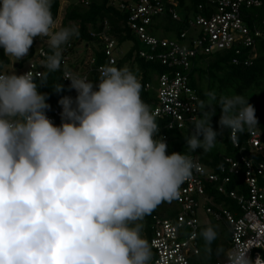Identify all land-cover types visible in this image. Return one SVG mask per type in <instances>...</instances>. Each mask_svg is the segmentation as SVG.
Here are the masks:
<instances>
[{"label": "clouds", "instance_id": "9594fccd", "mask_svg": "<svg viewBox=\"0 0 264 264\" xmlns=\"http://www.w3.org/2000/svg\"><path fill=\"white\" fill-rule=\"evenodd\" d=\"M51 7L52 0H0L4 55L22 60L35 38H46L53 50L40 62L47 72L39 84L29 71L0 73V264H151L142 221L178 199L199 165L186 153H167L142 85L127 68L102 66L97 82L66 71L77 95L59 99V125L47 116V94L38 87L61 69L62 46L79 36L77 25L57 26ZM214 105L221 110L219 132L211 123ZM198 109L184 138L190 152L210 151L224 129L235 143L258 124L241 95ZM199 236L212 255L216 228ZM250 249L217 246L215 254L226 264H260Z\"/></svg>", "mask_w": 264, "mask_h": 264}, {"label": "built area", "instance_id": "2783aa9c", "mask_svg": "<svg viewBox=\"0 0 264 264\" xmlns=\"http://www.w3.org/2000/svg\"><path fill=\"white\" fill-rule=\"evenodd\" d=\"M120 8H126L128 14L126 24L134 36L140 38L149 48L147 51L139 50L138 54L145 60L158 59L161 64L168 67V71L152 77L142 85L143 91L153 90L156 103L151 107L157 118H164V128L193 130L191 118L198 116V96L189 86L188 71L190 59L198 53H212L233 49L240 54L242 47L252 46L254 37L264 36V30H253L243 22L242 8L259 6L260 0H203L197 3L198 10L207 12L206 15H195L188 20V28L193 32L182 31L175 39L163 35H153L148 29L152 17L162 14L165 2L177 5V0H112ZM172 18L178 19L175 10L170 11ZM103 30L98 34L103 39V51L106 56L105 64H98L94 71L100 77V69L105 65H115V39L109 36L107 21L103 22ZM159 31H163L162 28ZM181 39V40H180ZM70 44H67L69 47ZM47 56L46 51L40 48L37 53L24 65L19 67L16 74L31 72L33 77L41 75V60ZM248 57V56H247ZM244 58L242 64L248 65L250 57ZM69 58L64 56L61 60L62 77L70 72L80 77H87V72H77L67 69ZM93 64L94 58L89 57L86 63ZM233 64H239L236 56L231 59ZM18 67L17 65H14ZM7 72V73H11ZM5 73V71H0ZM64 80H67L63 77ZM156 85V86H155ZM77 95L73 89V98ZM195 109V110H193ZM62 107L56 106L47 110V116L56 124L61 123L60 113ZM247 134L245 143L233 142L237 148L236 157L226 156L219 165L217 172L204 167L198 160L200 171L193 170V175L185 181L180 188V196L173 200L179 205L177 214L172 218H162L153 215L151 225L150 244L153 249L151 264H190V256L197 254V227L200 224L198 214H210L215 219L223 221L230 235L229 245L225 251L241 245L251 246L248 255L253 259L259 257L260 264H264V141L262 133L255 129L245 130ZM164 139V136H162ZM249 149L252 155L259 154L262 159L255 160L246 153ZM243 172L245 192L226 190L225 185L230 182L232 175ZM233 200L231 210L222 202L214 204L213 195L205 192L206 184ZM207 204L213 207H209ZM234 210H236L234 212ZM216 264H226L225 257L220 258Z\"/></svg>", "mask_w": 264, "mask_h": 264}, {"label": "trees", "instance_id": "16d2710c", "mask_svg": "<svg viewBox=\"0 0 264 264\" xmlns=\"http://www.w3.org/2000/svg\"><path fill=\"white\" fill-rule=\"evenodd\" d=\"M203 0H177V5L173 3L165 2V10L162 14L152 17L151 24L148 26L150 32L154 35L155 31H159L160 28L163 31L170 33L172 36L169 38L175 39L182 31H188V36H191L193 32H190L188 28V20L195 15H206L207 12L198 10L197 3ZM259 6H250L248 8H242L243 22L253 30L259 28L264 30V0H260ZM60 9V0H52L51 12L54 20L58 21ZM61 10V9H60ZM175 10L178 19H174L171 16L170 11ZM63 15L61 17L58 27L77 25L79 28V36L71 38L65 45L62 46L61 60L64 56L69 58L67 62V69H71L77 72H87L89 79L93 82L99 80V76L94 71V68L98 64H105L106 56L103 51V39L98 34L103 30V22L107 21L109 29L107 33L115 39V51L118 52L116 56L117 62L114 66L117 68H127L133 72L141 85L146 81H152V76L157 73L161 74L168 71V67L161 64L158 59L145 60L140 57L138 51L141 48L138 45L137 37L128 28L126 24V17L128 10L126 8H120L112 0H78L75 2H69L62 9ZM181 40V39H180ZM126 41H132L134 44L125 52L121 53L119 49ZM70 44L67 47V44ZM83 44V50L78 51L76 46ZM42 48L46 51L47 55L52 54V49L46 43V39L42 44ZM86 50L91 51V57L94 58V63L89 62L84 64L87 59ZM37 53L36 49L30 48L28 56L21 61H27L31 59ZM121 53V54H120ZM236 56L240 63L233 64L231 59ZM248 56V57H247ZM72 57H79L73 60ZM249 58L250 63L248 65L242 64L244 58ZM89 60V59H88ZM87 60V61H88ZM21 61L14 62L12 68L9 56L4 55L3 49L0 48V71L11 72L17 71L19 67L24 65ZM18 64L17 66H14ZM41 75L34 77L35 81L39 84L41 76L47 72L45 68L40 67ZM62 65L59 71L51 72L47 74V84L40 85L38 91L47 94V102L50 108L59 106V99L62 96L73 97V89H69L70 81L64 80L62 77ZM189 86L195 90L198 96V106L203 102L205 104L212 103L217 104L219 99L223 96L241 95L248 99V102L255 108L258 124L254 127L262 133V139L264 141V36L254 37V43L249 47H242L240 54H235L233 49L217 51L212 53H198L190 59V68L188 71ZM63 85V91L56 92L55 87ZM208 93H214L215 99L207 95ZM142 100L152 106L156 103V96L154 91H141ZM215 113L211 118V123L214 129L219 132L218 120L221 114L220 107L218 105L213 106ZM201 115L199 110L198 116ZM159 126V137L164 136V141L167 144V153L182 152L190 155L193 160H198L204 167L213 172H217L219 165L224 161L226 156L236 157L238 155L237 148H234L229 139V130L224 129L221 134L217 136V142L215 146L208 152H203L202 149H197L195 152H190L186 146L185 137L192 131L189 128L182 129H167L164 128L165 119L155 117ZM245 130H249L245 128ZM247 134L245 131L238 134V141L241 145L245 143ZM219 142L222 145H219ZM246 153H249L253 159L260 160L262 157L259 154L252 155L250 150L247 149ZM226 190H238L239 192H245V184L243 180V172L238 175H232L231 180L225 186ZM205 192L208 195H213L214 204L222 202L225 207L231 210L234 207L232 199L225 197L224 194L218 192L211 184H206ZM171 203V202H170ZM178 209L165 210V206L169 202L161 203L150 215H147L142 221L144 227L142 235L150 242L151 238V225L153 215H158L162 218H172L177 214L179 205L172 201ZM209 207H213L207 204ZM216 207V206H215ZM216 209V208H214ZM236 210H234L235 212ZM209 220L208 222H200L197 227L196 243L197 254H192L189 258L190 264H216V262L223 257L215 254V249L220 246L224 249L229 245L230 235L227 226L221 220L215 219L210 214H206ZM212 225L218 232V238L213 243V254L208 255L205 252L204 241L200 238L199 233L207 226ZM153 253V249H152ZM153 259V255H152ZM152 262V261H151Z\"/></svg>", "mask_w": 264, "mask_h": 264}, {"label": "rangeland", "instance_id": "374dc122", "mask_svg": "<svg viewBox=\"0 0 264 264\" xmlns=\"http://www.w3.org/2000/svg\"><path fill=\"white\" fill-rule=\"evenodd\" d=\"M75 1H78V0H60V9H59V11H60V13H59V16H58V21H57V24H60V21H61V17H62V15H63V12L64 11H62V9L64 8V6L65 5H67L69 2H75ZM154 34L155 35H163V36H167V37H170V36H172L170 33H167V32H165V31H155L154 32ZM46 38H35L34 39V42H33V47L36 49V51H38L40 48H42V44L44 43V40H45ZM137 39V42H138V45H139V47L142 49V50H145V51H147L148 50V46L147 45H145L144 43H142V41H141V39L140 38H136ZM134 44V42H132V41H126L125 43H123L122 44V46H120L119 47V49L121 50V53H123V52H125L126 50H128L132 45ZM76 49L78 50V51H82L83 50V44H80V45H78V46H76ZM87 52H86V55H87V59H85V60H88L89 59V57L91 56V51H89V50H86ZM120 53V54H121ZM115 55L116 56H118L119 54H118V52L116 51L115 52ZM10 58V61H11V66H9L10 68V70L11 69H13L12 68V66H13V64H14V62H17V61H14V58H12V57H9ZM79 57H75V59H74V57H72V59L73 60H76V59H78ZM24 59V58H23ZM22 59V60H23ZM19 61H21V60H19ZM23 64L25 63L24 61H21ZM153 78V77H152ZM156 86V85H155ZM219 145L221 146L222 145V143L221 142H219ZM173 208H176V209H178V206H176L174 203H169L168 205H166L165 206V210L167 209V210H172ZM198 218H199V221L200 222H208V220H209V218H208V216H206L203 212H199V214H198Z\"/></svg>", "mask_w": 264, "mask_h": 264}, {"label": "water", "instance_id": "95a60500", "mask_svg": "<svg viewBox=\"0 0 264 264\" xmlns=\"http://www.w3.org/2000/svg\"><path fill=\"white\" fill-rule=\"evenodd\" d=\"M17 65V64H16Z\"/></svg>", "mask_w": 264, "mask_h": 264}]
</instances>
